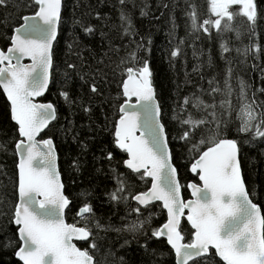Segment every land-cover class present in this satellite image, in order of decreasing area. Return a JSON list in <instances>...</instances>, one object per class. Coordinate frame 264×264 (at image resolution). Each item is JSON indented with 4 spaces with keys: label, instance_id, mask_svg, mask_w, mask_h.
I'll return each mask as SVG.
<instances>
[{
    "label": "snow or ice",
    "instance_id": "obj_1",
    "mask_svg": "<svg viewBox=\"0 0 264 264\" xmlns=\"http://www.w3.org/2000/svg\"><path fill=\"white\" fill-rule=\"evenodd\" d=\"M119 3L123 33L135 37L138 33L132 18L124 10L127 0ZM10 4L12 0H0V7L8 8ZM206 4V12H201L198 4L189 3L186 15L191 34L203 33L211 38L215 30L220 38L222 59L232 52L224 40L226 34L234 33L239 39L243 30L255 36L258 18L264 19V6L258 10L257 0H206ZM26 6L33 8V13L18 16L21 23L13 34L6 36L9 43L0 48V89L8 101L10 120L15 123L19 137L14 145L18 156L17 198L8 211H0V216L8 218L7 225L15 228L11 237H5L4 247L11 250L16 264H100L96 259L100 231L127 230L147 235L145 226H150L152 213L124 228H114L111 224L102 225L91 204L85 202L76 213L79 219L72 223L66 220V210L72 212L73 201L71 194H66L57 166L56 144L49 135L58 109L50 100L36 99L44 97L49 85L56 83L54 46L59 42L63 2L30 0ZM140 14L147 15L143 8ZM81 27L88 34L95 31L92 26L81 24ZM148 42L151 43L150 39ZM130 43H135L136 49L116 65L121 76L118 96L123 97V102L117 106L112 143L126 156L120 162L146 187L133 190L118 176L117 188L109 194L110 199L126 204L135 201L131 211L138 217L142 215V207L147 209L160 202L166 210V221L151 229V236L166 239L174 251L175 264H264V214L253 202V191L245 184L240 162L241 140L237 138L240 134H251L253 140L264 139V100L257 97V91L264 95V88L257 90L240 77H236L234 86L231 61L226 60L229 66L225 69L223 87L215 78L207 81L210 102L202 98L205 90L200 88L201 95L193 92L183 98L178 108L172 109L168 122L176 121L179 126L174 135L164 118V104L157 98L149 61L138 56L143 44L134 39ZM72 47L68 45L70 50ZM235 51L244 57L252 55L253 59L264 56V47L259 43ZM179 54V48L170 53L173 58ZM25 58L31 63H24ZM207 63L212 65L211 56ZM76 69V64L67 63V70ZM67 70L66 79L70 78ZM197 70L198 67L193 69ZM90 90L98 93L97 85L92 83ZM217 94L222 97L219 105ZM234 95L238 104L235 119L239 123L233 133L230 118ZM59 96L68 104L75 103L68 91H60ZM83 110L91 111L89 107ZM176 140L183 142L188 171L196 178L186 185L181 184L178 167L173 163L178 158L175 155L178 150L171 146ZM6 150V145L0 144V151ZM107 159H113L112 151L107 153ZM183 188L190 190L191 199H184ZM184 221L190 225L188 233ZM185 234L190 236L187 243ZM76 242H83L84 247Z\"/></svg>",
    "mask_w": 264,
    "mask_h": 264
},
{
    "label": "trees",
    "instance_id": "obj_2",
    "mask_svg": "<svg viewBox=\"0 0 264 264\" xmlns=\"http://www.w3.org/2000/svg\"><path fill=\"white\" fill-rule=\"evenodd\" d=\"M29 2L12 0L8 8L0 7V48L9 43L6 36L13 34V29L21 23L18 16L33 13L34 9L26 6ZM189 3L198 4L201 12L207 10L206 0H127L124 10L131 16L138 33L135 37H128L124 35L119 19L122 7L119 0H63L59 42L54 46L56 83L50 84L42 101L50 100L58 109L57 120L53 122L54 127L50 125L52 131L49 135L56 144L66 194H71L73 201L72 212H66V220L72 223L74 219H79L76 213L85 202L91 204L95 217L102 225L111 224L114 228H124L152 213L150 226H145L147 235L127 230L100 231L99 251L96 253L100 264H175V255L166 241L151 236V229L166 221V212L161 204L141 208L142 215L138 217L131 211L136 206L133 201L129 200L127 204L115 202L109 195L117 188L118 176L133 186V190L146 187L144 181L120 162L126 156L112 143L113 122L118 119L117 106L123 102V97L118 96L121 76L116 65L122 57H127L129 52L136 49V44L130 43V40L143 44L138 56L149 61L157 98L164 104L166 122L172 115V109L178 108L185 96L193 92L201 95L198 91L200 88L205 90L202 98L210 102L206 94L209 88L207 81L215 78L223 87L225 69L229 66L226 60L231 61L234 86L236 77H240L257 90L264 88V56L253 59L252 55L244 57L235 51L252 43L264 47V19L258 18L255 36L243 30L239 39L234 33L226 34L224 40L232 52L222 59L220 38L215 30H212L211 38L203 33L191 34L186 15ZM145 5L148 7L145 8ZM257 5L259 10L264 6V0H257ZM142 8L147 15L141 16ZM81 24L92 26L95 31L85 33ZM141 37L144 39L141 40ZM69 44L73 45L71 50ZM176 48L180 49V54L173 58L170 53ZM209 56L212 57L211 66L207 63ZM67 63L76 64V71L67 70ZM196 67L198 70L193 71ZM66 70L70 73L67 79L64 76ZM92 83L97 85L98 93L91 92ZM60 91H68L75 103H66L59 96ZM257 97L264 100V95L259 91ZM221 98L219 94L216 95L217 105ZM232 102L234 110L230 128L234 133L239 123L235 119V108L238 107L235 95ZM85 107L91 111L85 112ZM178 127L176 121L168 122V128L174 135ZM18 138L16 125L10 120L8 101L0 89V144L7 148L0 151V211H8L17 198L15 182L18 160L14 145ZM237 138L241 140L240 162L245 184L253 191V202L261 207L264 214V139L253 140L251 134H240ZM182 143L176 140L171 146L178 150L175 152L178 158L173 163L178 167L181 184L186 185L196 178L188 171L186 150L181 147ZM109 151L113 152L111 161L107 159ZM182 193L184 199L190 198L186 188L182 189ZM7 219L0 216V264H16L11 250L4 247L5 237H11L15 231L14 227L7 225ZM184 228L186 233L191 231L185 221ZM189 240L190 236L185 234L184 242ZM78 246L84 247V244Z\"/></svg>",
    "mask_w": 264,
    "mask_h": 264
},
{
    "label": "water",
    "instance_id": "obj_3",
    "mask_svg": "<svg viewBox=\"0 0 264 264\" xmlns=\"http://www.w3.org/2000/svg\"><path fill=\"white\" fill-rule=\"evenodd\" d=\"M62 2H63V0H62ZM24 63H31V61L30 60H28L27 58H25V60L23 61ZM49 87H50V85H49ZM2 90V89H1ZM3 92V91H2ZM47 93L48 92H46L45 93V96L47 95ZM4 94V93H3ZM4 96H5V94H4ZM45 96L44 97H38V98H36L37 99V101L38 102H43L42 101V99H44L45 98ZM5 98H6V96H5ZM7 100V99H6ZM14 123V122H13ZM15 124V123H14ZM47 131V130H46ZM41 135H43V133L41 134ZM17 156V155H16ZM57 156H58V154H57ZM17 160H18V156H17ZM18 163V162H17ZM57 166H58V169H59V158L57 159ZM128 170V169H127ZM60 171V170H59ZM130 171V170H129ZM17 172H18V169H17ZM243 174V173H242ZM61 179H62V176H61ZM188 190V189H187ZM188 193H189V195H190V190H188ZM182 196H183V193H182ZM189 199H191V195H190V198ZM134 203H135V201H133ZM156 203H159L160 204V202H155L154 204H156ZM136 204V203H135ZM149 206H151V205H149ZM143 208V207H142ZM165 212H166V210H164ZM66 212H67V210H66ZM66 218V217H65ZM186 222V221H185ZM187 223V222H186ZM188 225V224H187ZM189 227H190V225H188ZM191 229V228H190ZM159 239H162V240H164V241H166V239L165 238H163V237H161V238H159ZM77 244H81V243H83V242H76ZM167 243V242H166ZM168 245V244H167ZM168 247L171 249V247H170V245H168ZM172 252L174 253V251L172 250ZM175 255V254H174Z\"/></svg>",
    "mask_w": 264,
    "mask_h": 264
}]
</instances>
